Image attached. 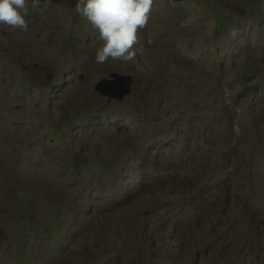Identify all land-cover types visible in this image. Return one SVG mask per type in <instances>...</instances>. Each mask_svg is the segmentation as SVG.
I'll list each match as a JSON object with an SVG mask.
<instances>
[{"label": "rangeland", "instance_id": "374dc122", "mask_svg": "<svg viewBox=\"0 0 264 264\" xmlns=\"http://www.w3.org/2000/svg\"><path fill=\"white\" fill-rule=\"evenodd\" d=\"M26 2L0 23V264H264V0H152L103 63L76 0Z\"/></svg>", "mask_w": 264, "mask_h": 264}, {"label": "clouds", "instance_id": "9594fccd", "mask_svg": "<svg viewBox=\"0 0 264 264\" xmlns=\"http://www.w3.org/2000/svg\"><path fill=\"white\" fill-rule=\"evenodd\" d=\"M38 2L31 0L33 7ZM151 5L152 0H76V12L96 31L97 63L109 57L127 61L135 55L132 45L137 40V29L146 24ZM26 12V0H0V23L26 30Z\"/></svg>", "mask_w": 264, "mask_h": 264}, {"label": "water", "instance_id": "95a60500", "mask_svg": "<svg viewBox=\"0 0 264 264\" xmlns=\"http://www.w3.org/2000/svg\"><path fill=\"white\" fill-rule=\"evenodd\" d=\"M131 79L129 74L112 71L108 77L98 80L94 89L107 99H123L129 93Z\"/></svg>", "mask_w": 264, "mask_h": 264}, {"label": "trees", "instance_id": "16d2710c", "mask_svg": "<svg viewBox=\"0 0 264 264\" xmlns=\"http://www.w3.org/2000/svg\"><path fill=\"white\" fill-rule=\"evenodd\" d=\"M263 10H264V5H261L260 6ZM167 223V221H165ZM164 231V230H163ZM163 231H161L159 229V223L158 222H155L153 225H152V229L150 231V234H149V237H151L152 239L156 240L157 239V236L162 233ZM155 234V235H154ZM191 235V234H190Z\"/></svg>", "mask_w": 264, "mask_h": 264}]
</instances>
